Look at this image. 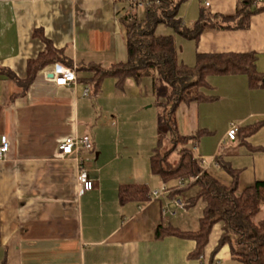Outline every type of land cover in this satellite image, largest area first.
Listing matches in <instances>:
<instances>
[{
  "label": "crops",
  "instance_id": "crops-1",
  "mask_svg": "<svg viewBox=\"0 0 264 264\" xmlns=\"http://www.w3.org/2000/svg\"><path fill=\"white\" fill-rule=\"evenodd\" d=\"M238 1H182L177 17L186 27L202 13L232 17ZM132 10L136 9L124 0H0V139L5 136L8 141V151L0 158V264H225L230 258L227 246L212 256L221 223L213 227L197 259L191 257L194 241L155 238L160 225L195 231L203 209L197 202L195 210L187 206L169 210L173 200L186 201L195 189L171 197L173 182L165 185L150 172L160 114L156 134L155 123L143 125L147 134L153 131L143 147L125 148L118 140L121 130L107 136L99 130L95 119L100 92L91 90L83 96L88 85L83 80L91 76L87 67L107 69L126 60L120 19L131 12L136 15ZM248 23L247 29H205L197 42L164 31L174 37L179 62L189 67L197 55L255 56L258 84L251 85L245 74L209 76L210 88L204 94L215 99L180 104L175 110L181 137L202 131L194 144L185 147L205 161L202 169L221 185L229 186L232 177L216 159L231 170L237 195L256 182L264 183V10L252 14ZM46 41L74 68L76 83L56 86L48 75L55 65L51 64L38 71L23 91L27 62L45 52ZM106 79L116 86L115 79ZM120 89L125 94L122 102L138 97L143 107L149 104L146 109L156 106L162 112L167 87L157 76L139 84L126 79ZM117 117L114 125L121 127ZM219 122L221 132L216 129ZM232 123L239 128L233 141L226 137ZM83 136L89 138L91 150L57 157L62 139ZM76 155L92 183V189L82 194ZM121 185L146 186L147 200L120 204ZM163 187L168 193L151 196Z\"/></svg>",
  "mask_w": 264,
  "mask_h": 264
},
{
  "label": "trees",
  "instance_id": "trees-1",
  "mask_svg": "<svg viewBox=\"0 0 264 264\" xmlns=\"http://www.w3.org/2000/svg\"><path fill=\"white\" fill-rule=\"evenodd\" d=\"M149 1V5L143 9L142 19L131 13L120 19L125 31L126 60L107 69L91 65L86 69L91 76L83 81L95 94L107 77L115 79L116 86L120 88L126 79L139 84L143 78L157 76L167 87L165 102L160 104L162 112L159 128L166 129L170 148L159 152V136L157 147L149 160V169L163 184L173 182L174 186L169 189L171 197L195 189L194 196L185 201L186 206L190 208L201 201L203 209L195 231H180L169 225H160L155 230V238L161 240L174 236L192 240L195 247L191 257L197 259L203 255L212 226L221 223L222 233L216 249L227 244L233 260L241 264H264V220L255 222L256 215L264 207V183L256 182L237 195L236 175L216 159L218 165L232 177L229 186L221 185L202 169L199 160L185 147L189 142L194 144L202 131H198L195 136L181 137L175 122V110L180 104L215 99L204 94V90L210 88L207 83L209 76L245 74L251 85L258 84L261 77L254 69L255 56L197 55L194 66L189 67L179 62L173 37L177 35L197 42L205 29H247L250 16L264 10V0L260 4H254V0H239L232 17L202 13L190 27L182 25L177 17L178 7L184 0ZM158 25L172 29L173 35H156ZM45 44V52L27 62L23 91L31 84L35 74L46 66L59 64L71 67L61 51L54 49L47 41ZM247 130L250 133L252 128ZM178 182L183 184L182 188H178ZM117 195L120 204L143 202L147 200L149 190L144 185H121Z\"/></svg>",
  "mask_w": 264,
  "mask_h": 264
},
{
  "label": "rangeland",
  "instance_id": "rangeland-1",
  "mask_svg": "<svg viewBox=\"0 0 264 264\" xmlns=\"http://www.w3.org/2000/svg\"><path fill=\"white\" fill-rule=\"evenodd\" d=\"M184 1H190V0H184ZM132 9H135L132 7ZM144 8H137V18L142 19L144 16ZM132 10V11H136ZM132 13V12H131ZM166 29H169L171 33L173 34V30L170 28L165 27L164 25H158L156 27V35H161L165 36L164 31ZM211 77V76H210ZM215 78H211L210 81ZM112 80L106 79L104 80V88H101V91L99 90V98L101 99V104L97 103V118L95 119L98 123V127L100 132H105L106 134L102 135H108V132L112 131L115 132V130H121V135L119 136V142L121 147L125 148H140L143 147L146 144V140L148 139V136H151L152 133L147 134L145 132V127L147 121L155 123V132L153 134H156V124L158 121V115L160 114L161 117V112L158 110L156 106H153L150 109H146L145 107L147 106H142L139 103V99L137 98H132L131 100L128 99V101L122 102L121 98H124L125 96L123 92L122 96V91L120 88L116 87L115 85L112 86V84H109ZM214 82V80H212ZM216 82V80H215ZM116 90H115V88ZM116 91V92H115ZM116 93V94H115ZM121 93V94H119ZM117 96V97H116ZM95 103L97 102V99H94ZM101 105V106H100ZM116 107V108H115ZM120 117V124L121 127H119V124L115 126L116 120L114 117ZM117 117V118H118ZM144 118V120H143ZM160 119V118H159ZM116 120V121H115ZM143 120V121H142ZM95 121V122H96ZM119 123V121H118ZM223 123V122H222ZM152 124V123H151ZM224 124V123H223ZM144 125V126H143ZM221 122L218 123L216 126V129L218 132H221ZM152 126V125H151ZM154 126V125H153ZM159 136H160V144H159V152L163 153L164 151L168 150L170 148V141L168 140V134L165 128H159ZM156 140V139H155ZM175 157V154L172 155V158ZM201 203V201H199ZM192 210L197 209V206H192ZM256 221H261L264 220V207L260 209L258 214L256 215ZM220 224V223H216ZM214 224L210 230V238L212 237L213 233L211 232L213 227L216 225ZM209 243V240H208ZM207 243V245H208ZM218 243V241H217ZM217 243L212 249V256L218 253L224 246H227V244L221 246L220 248H217ZM229 248V247H228ZM219 260V259H216ZM215 261V259H214ZM223 264V262H221ZM225 264H241L240 262L233 260L231 257L227 260V263Z\"/></svg>",
  "mask_w": 264,
  "mask_h": 264
},
{
  "label": "built area",
  "instance_id": "built-area-1",
  "mask_svg": "<svg viewBox=\"0 0 264 264\" xmlns=\"http://www.w3.org/2000/svg\"><path fill=\"white\" fill-rule=\"evenodd\" d=\"M117 1H121V0H117ZM124 1H128L131 7H134L136 9L144 8L148 6L150 3L149 0H124ZM261 2L262 0H254V4H260ZM48 75L50 76L49 79H51L56 86L69 87L76 83V75L73 67H65L56 64L54 65L52 71L48 73ZM90 92H91L90 86L89 85L85 86L83 90V96L88 97L90 95ZM238 130L239 128L236 124L233 123L230 124L226 137L231 141L235 140ZM91 149H92L91 142L89 138L86 136L66 137L62 139L58 144L57 157L62 159L69 155H72L74 152H79L80 150H91ZM7 151H8V141L5 136H2L0 139V158H3L4 155L7 153ZM76 161L78 166L76 179H77L79 192L81 194L89 192L92 189V183L88 178L87 171L84 169L82 165V161L77 155H76ZM199 162L201 165L205 164L204 160H199ZM177 186L178 188H182L183 184L181 182H178ZM166 193H168V190L163 187L159 191H153L151 193V196L157 198ZM185 206L186 203L183 199H175L169 204L168 209L171 211L183 210Z\"/></svg>",
  "mask_w": 264,
  "mask_h": 264
},
{
  "label": "water",
  "instance_id": "water-1",
  "mask_svg": "<svg viewBox=\"0 0 264 264\" xmlns=\"http://www.w3.org/2000/svg\"><path fill=\"white\" fill-rule=\"evenodd\" d=\"M262 84H263V86H264V80L262 81Z\"/></svg>",
  "mask_w": 264,
  "mask_h": 264
}]
</instances>
